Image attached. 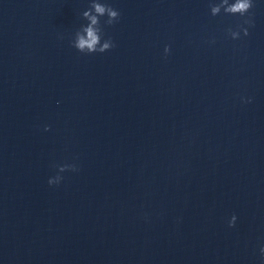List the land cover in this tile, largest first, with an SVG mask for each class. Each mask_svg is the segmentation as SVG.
I'll return each mask as SVG.
<instances>
[{
	"label": "water",
	"instance_id": "95a60500",
	"mask_svg": "<svg viewBox=\"0 0 264 264\" xmlns=\"http://www.w3.org/2000/svg\"><path fill=\"white\" fill-rule=\"evenodd\" d=\"M91 2L0 0V264H264V0Z\"/></svg>",
	"mask_w": 264,
	"mask_h": 264
},
{
	"label": "clouds",
	"instance_id": "9594fccd",
	"mask_svg": "<svg viewBox=\"0 0 264 264\" xmlns=\"http://www.w3.org/2000/svg\"><path fill=\"white\" fill-rule=\"evenodd\" d=\"M254 6V0H219V2L209 5L212 16H218L223 12L225 15L248 17L243 21V24L238 26V30L233 31L231 28L227 30L228 35H230L233 40L240 39L241 32H243L245 37L250 35L248 28L244 27V25H248L249 27L254 26L253 20L249 16ZM82 15L83 19L88 23L76 32L72 46L85 55L96 53L103 54L114 48L115 44L110 38L104 39V26H114L118 23L120 20V12L110 5L100 2V0H92L89 9L84 11ZM104 17H107V19L102 24L101 19ZM170 52V46L166 47L165 54H170ZM65 171H77V168L75 165H64L59 167V172L63 173ZM62 179V176L57 175L55 180H49V184L58 185ZM236 219L234 215L229 222V227H235ZM260 251L261 256L264 257V247H262Z\"/></svg>",
	"mask_w": 264,
	"mask_h": 264
}]
</instances>
